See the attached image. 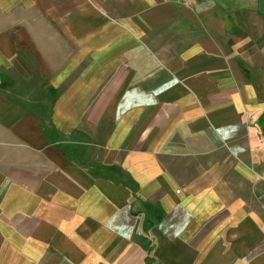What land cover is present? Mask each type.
<instances>
[{
  "label": "crops",
  "instance_id": "crops-1",
  "mask_svg": "<svg viewBox=\"0 0 264 264\" xmlns=\"http://www.w3.org/2000/svg\"><path fill=\"white\" fill-rule=\"evenodd\" d=\"M0 264H264V0H0Z\"/></svg>",
  "mask_w": 264,
  "mask_h": 264
},
{
  "label": "built area",
  "instance_id": "built-area-1",
  "mask_svg": "<svg viewBox=\"0 0 264 264\" xmlns=\"http://www.w3.org/2000/svg\"><path fill=\"white\" fill-rule=\"evenodd\" d=\"M194 0H180V3L184 7H190L193 4Z\"/></svg>",
  "mask_w": 264,
  "mask_h": 264
}]
</instances>
